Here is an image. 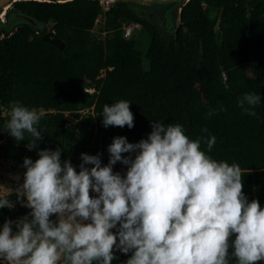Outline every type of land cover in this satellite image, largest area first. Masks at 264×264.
<instances>
[{"label": "trees", "instance_id": "trees-1", "mask_svg": "<svg viewBox=\"0 0 264 264\" xmlns=\"http://www.w3.org/2000/svg\"><path fill=\"white\" fill-rule=\"evenodd\" d=\"M171 5L115 0L103 12L98 0L13 1L5 15L32 16L63 47L44 42L45 30L36 33L26 24L0 37V157L20 167L23 177L26 157L34 162L40 150L60 148L61 160H70L79 171L82 153L100 154L102 166L107 165L114 137L138 143L147 139L152 122L179 123L191 139L201 138L204 149V138L215 136L209 154L238 163L244 194L264 208V0H188L168 32L163 15ZM100 14L103 35L97 37L91 28ZM128 22L139 31L134 28L124 37L121 27ZM86 86L96 91L86 93ZM246 92L261 96L256 116L237 105ZM121 99L131 102L134 126L104 127L103 106ZM13 101L43 114L37 125L42 139L32 150L30 135L17 142L4 130ZM122 165H113V172L126 175ZM3 195L14 207L0 208V229L31 211L16 192ZM114 253L112 264L132 254Z\"/></svg>", "mask_w": 264, "mask_h": 264}, {"label": "clouds", "instance_id": "clouds-1", "mask_svg": "<svg viewBox=\"0 0 264 264\" xmlns=\"http://www.w3.org/2000/svg\"><path fill=\"white\" fill-rule=\"evenodd\" d=\"M260 102L255 92L237 99L242 112L251 116L257 115ZM130 103L121 99L105 104L103 126L132 128ZM42 115L13 101L4 130L17 142L30 135L27 147L32 150L42 139L37 127ZM204 139L206 149L183 125L157 121L138 143L114 137L104 166L100 154L82 153L77 171L70 160H61L60 148L40 150L34 162L26 157L16 195L31 211L3 224L0 262L112 264L118 249L132 253L126 264H230V259L260 264L264 208L244 194L238 163L209 154L215 136ZM125 153H134V158ZM117 162L128 166L126 175L113 172ZM3 207H14L7 195L0 196Z\"/></svg>", "mask_w": 264, "mask_h": 264}, {"label": "water", "instance_id": "water-1", "mask_svg": "<svg viewBox=\"0 0 264 264\" xmlns=\"http://www.w3.org/2000/svg\"><path fill=\"white\" fill-rule=\"evenodd\" d=\"M13 1L17 0H0V37L5 33L10 34L17 26L26 24L29 25L34 32L39 30H45L41 39L59 49L63 47L62 41L57 39L53 32L46 29L41 22L36 21L32 16L20 12V11H11L5 15L6 10L9 9V6ZM37 1H52V0H37ZM57 2L67 1V0H54ZM115 1V0H114ZM116 1H126L130 3H135L138 5L148 6V5H161L164 3H172L171 7L168 8L163 15V22L166 26L168 32H173L174 26L177 24L179 19V12L181 5H183L188 0H116ZM7 5L5 8H3Z\"/></svg>", "mask_w": 264, "mask_h": 264}, {"label": "rangeland", "instance_id": "rangeland-1", "mask_svg": "<svg viewBox=\"0 0 264 264\" xmlns=\"http://www.w3.org/2000/svg\"><path fill=\"white\" fill-rule=\"evenodd\" d=\"M114 0H108L109 2V6L113 3ZM12 6L10 5L9 8H11ZM102 21H103V14H100L94 21V24L91 28V32L97 36V37H102L103 32L101 31L102 28ZM178 22V21H177ZM50 24V23H49ZM135 28V30L139 31V26L136 25L133 27V29ZM47 29V28H46ZM140 35V34H139ZM141 36V35H140ZM145 37L142 35L141 37V49L144 50L145 49ZM249 66V65H248ZM247 66V67H248ZM103 77V71H100L99 76L97 77L98 79H101ZM69 121H73V118L66 114L65 116ZM125 156H133L134 158V153H125ZM72 165L76 168L75 164L72 163ZM127 165H122L121 167H119L120 169H125L127 170ZM77 170V169H76ZM78 171V170H77ZM23 183V177L21 175V170L20 167H18L17 165L12 164L11 162H9L8 160L2 159L0 158V195H3L5 193L8 192H16V189ZM93 196L96 195V193L92 192L91 193ZM25 201H26V197H25ZM51 219H53L54 221L57 219V217L55 215H53L51 217ZM113 232L116 231V229L112 230ZM0 264H2V262H0Z\"/></svg>", "mask_w": 264, "mask_h": 264}, {"label": "built area", "instance_id": "built-area-1", "mask_svg": "<svg viewBox=\"0 0 264 264\" xmlns=\"http://www.w3.org/2000/svg\"><path fill=\"white\" fill-rule=\"evenodd\" d=\"M98 2L100 4L101 9H102L103 12L106 11L109 8L108 0H98ZM136 25L137 24L132 23V22H128L127 24H122V27H121V29L123 31L122 35L124 37L128 36L130 34V32L132 31L133 27L136 26ZM222 76H223V73H222ZM83 91L86 92V93H93L96 90L92 86H86V87L83 88ZM0 158H2V157H0ZM119 264H126V261H120Z\"/></svg>", "mask_w": 264, "mask_h": 264}, {"label": "bare ground", "instance_id": "bare-ground-1", "mask_svg": "<svg viewBox=\"0 0 264 264\" xmlns=\"http://www.w3.org/2000/svg\"><path fill=\"white\" fill-rule=\"evenodd\" d=\"M7 5H5L3 8H5Z\"/></svg>", "mask_w": 264, "mask_h": 264}]
</instances>
